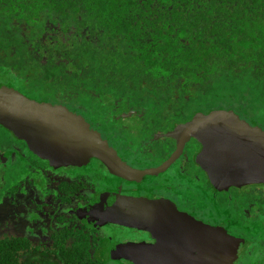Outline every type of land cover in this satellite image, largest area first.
Here are the masks:
<instances>
[{
	"label": "trees",
	"instance_id": "1",
	"mask_svg": "<svg viewBox=\"0 0 264 264\" xmlns=\"http://www.w3.org/2000/svg\"><path fill=\"white\" fill-rule=\"evenodd\" d=\"M0 63L33 90L101 83L176 122L232 109L264 130V0H0ZM68 237H0V264H108Z\"/></svg>",
	"mask_w": 264,
	"mask_h": 264
},
{
	"label": "flooded vegetation",
	"instance_id": "2",
	"mask_svg": "<svg viewBox=\"0 0 264 264\" xmlns=\"http://www.w3.org/2000/svg\"><path fill=\"white\" fill-rule=\"evenodd\" d=\"M100 85L87 88L66 84L94 96L93 102L82 103L73 99L75 92L70 93L69 88H62L64 95L59 98L58 90L48 86L33 90L20 73L0 70V86L78 114L121 161L142 172L135 179H126L108 171L95 157L80 165L53 164L0 124V205L16 207L11 220L6 221L11 227L0 221V237H13L29 248L48 249L68 244L69 235L81 239L86 235L94 240V254L98 249L105 250L108 264H132L123 258H109V251L117 243H152L150 232L103 220L99 209L107 196L158 198L196 221L220 227L236 239L237 246L226 251L232 253L230 264H264V184L214 188L195 162L200 143L188 137L176 150V139L166 135L192 116L176 122L160 108L157 112L155 107H148V99L132 103L127 98H101L96 88L103 95L108 89ZM30 91L36 94L32 96ZM128 117H135V123L119 121ZM173 152L172 160L156 170Z\"/></svg>",
	"mask_w": 264,
	"mask_h": 264
},
{
	"label": "water",
	"instance_id": "3",
	"mask_svg": "<svg viewBox=\"0 0 264 264\" xmlns=\"http://www.w3.org/2000/svg\"><path fill=\"white\" fill-rule=\"evenodd\" d=\"M0 124L53 164L80 165L95 157L123 178L142 174L121 161L78 114L61 105L37 102L6 86H0ZM166 135L176 139V150L188 137L200 143L195 162L214 188L264 184V130L232 109L195 112ZM174 154L156 170L167 165ZM99 216L150 232L152 243H117L109 251V258H123L132 264H209L206 249L210 245L223 248L220 259L211 264H230L232 253L226 251L238 244L220 227L196 221L158 198L107 196Z\"/></svg>",
	"mask_w": 264,
	"mask_h": 264
},
{
	"label": "rangeland",
	"instance_id": "4",
	"mask_svg": "<svg viewBox=\"0 0 264 264\" xmlns=\"http://www.w3.org/2000/svg\"><path fill=\"white\" fill-rule=\"evenodd\" d=\"M1 64V63H0ZM86 85H84V84H81V86H85V87H87V88H91L93 85H95L94 83H85ZM101 86V88H105V89H108L109 90V85H106V86H104V85H100ZM56 87V89H54V90H58L57 91V95H56V97H62V95H64V93H62V92H60V90L62 89V88H66V89H68L69 88V90H70V93H72L73 91L75 92V96L73 97V99H75V98H78V99H80L81 100V102L82 103H85L86 101H88V102H93L92 100H93V98H94V96L93 95H90V94H87L86 92H84V91H82L81 90V88L79 87V88H75V89H70V87H66L65 85H61V86H55ZM98 88V87H97ZM96 88V95H98V96H100L101 98H109V97H111V98H120V97H118V96H116V95H114V94H112V93H110V91H105L104 92V95L103 94H100L101 92L98 90ZM25 90H28L29 91V89H25ZM100 92V93H99ZM99 93V94H98ZM144 98V97H143ZM162 106H164V104H162ZM160 110L164 113L165 112V109L164 108H160ZM124 111V110H123ZM248 113V112H247ZM250 115V117H248L249 118V120H250V118H253L252 116H253V114L251 113V114H249ZM248 115V116H249ZM244 119L247 121V122H250V121H248L247 119H246V117H244ZM119 121H121L122 123L123 122H125L126 124H133V123H135V117H128V118H126V119H122V120H119ZM260 125V127H262V123H259ZM263 128V127H262ZM5 200V199H4ZM5 202V201H4ZM16 209V207H15V204H4L3 206H1L0 205V221H4V223L5 224H7L8 225V227L7 228H9V227H11V224H9V223H7L6 221H10L11 220V215H12V213H13V211ZM19 209V208H18ZM9 214H10V216H9ZM9 216V217H8ZM104 252H105V250L104 249H98V250H96L95 251V256L96 257H98V258H100V259H103L104 260Z\"/></svg>",
	"mask_w": 264,
	"mask_h": 264
},
{
	"label": "bare ground",
	"instance_id": "5",
	"mask_svg": "<svg viewBox=\"0 0 264 264\" xmlns=\"http://www.w3.org/2000/svg\"><path fill=\"white\" fill-rule=\"evenodd\" d=\"M223 250V248H221V246L219 245H210L207 247L206 249V253H207V258H208V263H216L215 260H219L220 259V253ZM215 259V260H214Z\"/></svg>",
	"mask_w": 264,
	"mask_h": 264
}]
</instances>
